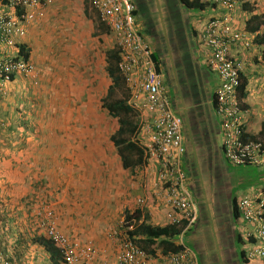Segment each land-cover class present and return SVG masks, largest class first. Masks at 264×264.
I'll use <instances>...</instances> for the list:
<instances>
[{"label":"crops","instance_id":"obj_1","mask_svg":"<svg viewBox=\"0 0 264 264\" xmlns=\"http://www.w3.org/2000/svg\"><path fill=\"white\" fill-rule=\"evenodd\" d=\"M129 1L135 8L134 16L137 32L144 44L150 49L152 59L157 64L166 88V96L171 103L172 109L179 114L183 112L180 116L178 115L182 119L185 148L182 167L185 173H187L186 169H189L187 170L190 177L188 179L189 190L194 194L198 206L201 207L200 219L196 225L186 231L182 230L183 237L189 233L190 246L187 248L197 255L195 257L197 264H263L258 259L249 260L246 257L250 246L243 237L247 228L242 233V226L237 223L240 218L235 219L232 215L231 197H236L238 200L239 190H242L244 194L246 189L237 188L238 184H240L237 180H240V178L235 180L237 184L232 188L234 194H229L228 199H225L229 202L228 212L231 213L229 221L226 217L225 223V220L222 219L223 217H217L215 213L213 215L208 210H205V206L212 204V197L210 198L209 196L211 187L207 189L205 185L211 183L210 179H216L217 171L220 168L206 165V159L211 156H206L207 151L195 143L198 142L200 136L206 137L209 142L211 140L215 141L217 136L222 135L223 137V131L219 125L220 121H218L214 113L212 99L216 88L219 86V81L217 75L210 67L212 53L201 37L206 26V22L203 23L202 21H206L213 14L219 15V12L221 15V11H214L213 8L211 10L209 9L210 6L203 9H189L182 5L179 0ZM169 1L173 3L176 8L175 11L173 8L169 9ZM0 3H7V0H0ZM87 6V0H53L50 5L44 8L42 17L27 25L24 37H15L13 39L15 48L8 49V53L13 56L16 53L20 55V51L22 54H27V61L32 60L35 64L34 66L31 62L34 68V76L14 75L13 79L5 85L4 91L10 92L9 94L14 99L19 96L21 101L18 104V102H9L7 99L6 105L10 104V111H8L10 117L0 122V137H2L0 138V143L6 142L4 147L0 148V152L11 153L9 151L12 148L11 141L16 140L19 134L22 133V129H17L16 132L11 127H19L25 124L27 127L29 125L26 119L25 121L22 120L21 116L15 113L17 108L22 105H25L24 107L28 109V106H31L29 102L35 100L32 96L30 98L28 96L27 98L23 97L22 93L25 90L24 87L29 88L26 90L30 91L36 89L35 83L30 81L37 79L36 83H38L45 76L40 64L42 54H46L42 50V40L45 35L48 37L51 28L59 31L60 35L54 33L59 39V44L63 40V37H61L63 31L73 27L77 29L69 34H72L75 38L73 42H76L74 43L76 45L83 46L91 42V46H95L96 40L102 43L107 41L109 45L106 46L104 44L105 49L103 50L105 66L102 77L106 89L112 84L106 72V53L117 52V63L119 62L115 39L109 29L98 24L95 15L92 16L89 12V6ZM144 8L148 12L145 20L141 16ZM252 15L260 16L264 19V0H238L233 21L228 24L231 27V33H237L242 36L240 40L233 44L231 42L230 54L233 60L240 65L242 78L246 81V96L241 102L245 105V108H243L245 110L243 124L244 132L248 136H256L264 125V26H261V22L248 23ZM64 24H67V26H64ZM143 32L146 34L145 38L142 36ZM84 34L85 40L81 37ZM105 36L109 39L104 38ZM76 49L75 51L78 52L80 57L78 60H95L94 53L91 54L93 47L85 56H82L84 53L82 51L81 55L79 54V48ZM37 64L39 66H36ZM91 68L93 69V67L89 68L90 71ZM22 89L23 91H21ZM123 89L126 92L125 98H127L129 103L132 92L126 85ZM5 92H0V100L6 96ZM190 94H192V98ZM141 101L142 99L138 103H141ZM33 105H36L35 107L37 108L39 103H34ZM7 106H3L1 111L6 112ZM138 112V124L141 125V120L146 121L149 118V114L139 110ZM187 113L192 118L195 117L191 123L192 131H189L190 139L187 138L185 129L184 115ZM0 116L2 117L3 115ZM74 121L75 124L78 123L76 119ZM3 122L6 124L2 125ZM21 122H25V124L21 125ZM37 122L39 121H35V123ZM70 123L73 125L72 119ZM203 126H206V132L199 130ZM9 127L10 129L8 130ZM117 128L118 124L114 133ZM139 132L138 127L134 137L130 136L129 139L131 141H134L135 138L140 140ZM70 133L65 135V137L61 134H54L52 145L48 146L45 145L48 141L46 133H41L40 131L28 133L26 131V134L18 139L21 143L20 146L15 148L19 150L18 154H14L13 152L15 151H13V154L7 157L0 153V159L10 160L8 161L10 164L12 158L19 159L18 165H15L17 168L12 164L10 165L16 169L15 172L9 170L4 160H2L4 164L1 163V166L5 165L6 170H0V248L9 255L14 262L12 264H39L40 261L37 257L40 255H44L49 260V264H59L60 262V260L50 259L43 247L34 245L30 241L33 229L31 212L33 208L43 204L42 201H44L45 195L44 204H48L47 206L57 216L56 227L58 231L81 242H92L95 250L93 264H113L123 238L127 237L122 229V222H124L126 212L132 213L136 209V201L141 196L148 197L146 190L145 193L142 192L144 184L142 179H140L142 178L140 175H146L145 179H148L147 185L149 187V179L153 174L152 162H148L151 159L147 158L142 163L137 172V174H140L138 176H134L136 173L134 174L130 169L125 170L121 167L117 149L111 142V136L114 133L108 137L110 145L106 152L97 151L101 152L97 158L92 155L93 158L86 159V166L89 163L91 164L90 161L99 165L100 170L96 172L97 175H102V178L99 179L97 177L95 179L94 176V180L91 181V175H87L85 182L78 181L75 178L77 165L73 166L77 157H73V155L79 156V152L82 149L78 144L80 137L77 129L74 133H72L71 129ZM141 141L142 143L144 142L142 139ZM96 142H101L100 138ZM217 143L218 148L220 145L222 146V138H218V141H216V148ZM4 148H6V151ZM48 148H50L49 154L57 155L59 159H63V157L73 159L69 163H62L59 160V167L63 175L56 176V181L49 179L52 183L51 186L46 182L48 179L47 173L50 172L48 171L49 167H47L41 157L43 154L48 153ZM12 149H14V146ZM98 149L99 146H97ZM213 158L220 159L218 162L225 167L226 161L220 150L217 154L213 152ZM194 163H196L197 167L194 166ZM55 168L58 167L55 166ZM128 173L130 176H128ZM258 174L256 181L251 180L248 182L257 183V185L262 184L264 182V168L258 170ZM65 178L68 183L63 184L61 182L60 184V179ZM35 182L38 183V188ZM41 187H48L45 195H43L44 190H42L43 188L40 189ZM219 209H221V206ZM145 213L147 214V223L156 226L168 225L166 221L163 222L161 219H157L158 223H155L156 219H153V217H156L154 207L153 209L150 207L149 210L146 208ZM238 236L241 239H238ZM183 237H177L178 241L176 240V242H179V240L183 242ZM235 244L238 245V248L235 247ZM228 246L231 247V251L225 256L223 254ZM150 257V264H161L156 263L153 256ZM161 262L164 261L162 260Z\"/></svg>","mask_w":264,"mask_h":264},{"label":"built area","instance_id":"obj_2","mask_svg":"<svg viewBox=\"0 0 264 264\" xmlns=\"http://www.w3.org/2000/svg\"><path fill=\"white\" fill-rule=\"evenodd\" d=\"M52 1L7 0V3H0V92L6 91L5 85L14 75L34 76L30 61L18 53L13 56L7 50L15 48L13 39L24 37L27 25L42 17L44 8ZM201 1L209 3L210 7L214 5V11H221V15L219 12V15L209 17L201 37L212 53L210 67L219 81L212 101L223 131L222 155L232 166L263 164L261 143L240 139L245 113L238 98L241 67L233 60L230 46L231 42L233 44L242 36L231 33L228 25L232 22L238 0ZM89 7L96 20L109 29L115 39L119 53L117 69L132 92L133 107L149 114L146 121L141 120L138 135L144 141L145 155L152 159L157 168L155 190L158 186L162 191L169 209V220L177 223L184 220L186 225L183 229L186 231L196 223L198 216L181 163L185 154L182 119L174 113L157 64L137 32L134 5L129 0H89ZM141 99V103H138ZM138 203L142 201L139 199ZM237 207L241 220L250 227L245 234L250 246L246 257L249 260L258 259L264 264V190L237 200ZM32 217L34 229L59 250L61 264H93L95 250L92 242H81L58 231L56 217L48 207L40 204L33 209ZM251 238L255 242H249ZM150 259L146 252L123 238L113 264H150ZM161 259L168 264H197L187 250L177 255L161 256ZM0 264H10L1 248Z\"/></svg>","mask_w":264,"mask_h":264},{"label":"rangeland","instance_id":"obj_3","mask_svg":"<svg viewBox=\"0 0 264 264\" xmlns=\"http://www.w3.org/2000/svg\"><path fill=\"white\" fill-rule=\"evenodd\" d=\"M87 1H88V6H89V0H87ZM171 8H173L174 11L176 10V8L173 6V3L171 1H169V9H171ZM89 10H90L89 12L92 14V16H94L95 14L93 13V11L91 10L90 7H89ZM147 15H148L147 9L144 8V10L141 12V16H143V18L145 20V19H147ZM172 15H173V13H172ZM166 16L169 17L168 15H166ZM200 17H202V16H200ZM208 19H209V17H208ZM208 19L206 21L204 20L202 22L207 23ZM206 23H205V25H206ZM64 26H67V24H64ZM75 29H77V28L73 27V28H69L66 31H63V33H62L63 35L61 36V37H63L62 38L63 40L60 44L58 43L59 39L54 34V33H56V35H60L59 31L57 29L53 30L51 28L49 30L50 34L48 35V37H46V35L44 36V38L42 40V50H44V53H46V54H42L40 64L42 65V71L44 72L45 76H43L42 77L43 80L39 81L38 83H36L37 79L30 81L31 83H35V86L37 87L36 89L30 91V90H26L29 88L24 87L25 90L22 93V96L25 98H27V96L29 98L31 96L34 97V99H35L34 101L36 102V104L39 103V105H37V108L35 107L36 105L35 106L34 105L28 106V109H27V107L24 108V110L21 112L20 116H21L22 120L25 121V119H26L28 121L29 125H31V126L28 125V127H26L23 125V124H25V122H23V123L21 122V125H23V126H19L17 129L18 130L22 129V133L19 134V136L16 138V140L11 141L12 142L11 147L13 148V146H14V149L11 148V150H9L11 153H8V152H0V153H2V155H6L7 157L13 153L18 154L19 150L15 149L16 146L18 147L21 145V143L18 141V139L22 138L23 135L26 134V131L28 133H37L38 131H40L41 133H46L48 141L45 143V145L49 146V145H52L51 142L54 140V137H53L54 134H56V133L61 134V135H64V137H65V135L71 134L70 133L71 129H72V133H74V131L77 129V131L79 133V137H80V141L78 142V144L81 146L80 148L82 149V151L79 152V156H76V154L73 155V157H77L74 160L75 163L73 164V166L77 165L76 166L77 167V174H76L75 178L78 181L85 182L87 179V175H91V177H92L91 181L94 180V176H95V179L97 177H99V179L102 178V175H100V174L97 175V172H96V171L100 170L99 165L96 163H93V161H90L91 164L89 163V165L86 166V164H87L86 159L89 160V159L93 158L92 155H94V157L97 158L99 153H101L102 151H105V152L107 151L106 149L110 145L109 144L110 141L108 140V137L114 133L118 123H117V119L111 118L108 115L107 111L104 109L102 102H101L105 98L106 90H107L106 86H104V80L102 77L104 75L103 68L105 66L104 61H103V53H104L103 50L105 49L104 44H106V46L109 44L107 43V41L106 42L104 41L102 43V42H98V40H96L95 46H91V42H89L88 44L83 45V46L76 45V44H74L76 42H73V39H75V38L72 36V34H69V33H72ZM50 31L53 33H51ZM67 34H68V36H67ZM54 36H55V38H54ZM142 36L145 38L146 34L143 32ZM81 37L84 38L83 40L86 39L85 34H84V36L81 35ZM104 38L109 39L107 36H105ZM79 40H80V37H79ZM72 44H74V45H72ZM92 47H93V49L91 50ZM76 48H79V54L80 55H81V51L84 52L82 54V56L87 55L90 52L89 50H91V54L94 53V55H95V60H93V61H91L90 59H88V61L78 60V58H80V57L78 55V52L75 51V50H77ZM74 51H75V53H74ZM37 55H38V53H37ZM43 55H45V56H43ZM29 61L34 64V62L32 60H29ZM34 66H35V64H34ZM36 66H39V65L37 64ZM87 67H89V68L93 67V69L91 68L92 72ZM21 91H23V89ZM9 93L10 92H8V93L6 92V96L0 100V112H1L0 115H3L2 117L0 116V122L2 120H7V118L10 117V115H8V111H10V104H7L8 106L6 105L7 99L9 102L10 101H13V103L18 102V104H20L19 102L21 101V100H19V96H16L14 99V97H12V95ZM3 95H4V93H3ZM122 96L126 97V92L123 91V94H122L121 90H117L115 95L113 96V99L122 98ZM190 97L192 98V94H190ZM3 106H7L6 112H4L3 110L1 111ZM176 114L180 116L181 114H183V112L181 114H179L177 112ZM194 118L195 117L192 118L191 115L189 116V113L184 115L185 129L187 131V138L188 139H190V132L189 131L190 130L192 131L191 123L194 121ZM71 119L73 120V125H72V123H70ZM75 119L78 121L77 124H75V121H74ZM35 121H39V122L35 123ZM4 124H6V123L3 122L2 125H4ZM38 124H40V125L38 126ZM11 128H13V127H11ZM9 129H10V127L8 128V130ZM0 130H1V127H0ZM13 130L15 131L14 128H13ZM199 130H204L206 132V126L200 127ZM7 137H9V135H7ZM52 137H53V139L51 140ZM0 138H2V137H0ZM99 138H100L101 142H96L97 140H99ZM197 138H198V136H197ZM216 138L217 139L215 141L211 140V142H209V141H207L206 137L200 136V139L195 144L199 147H203L207 151L206 156H211V157H208L206 159V162H205L206 165H208V166L213 165L212 166L213 168H215V167L220 168L219 171H217V175H216L217 180L216 179H210L211 183L205 185L207 189H208V187H211V191L209 192V196H210V198L212 197L211 198L212 204L210 206H207V207L205 206V210H208L211 214L215 213L216 214L215 216H217V217H219V216L223 217L222 219L225 220V223H226V217L228 218V221H229L230 216H231L230 215L231 213L228 212L229 202L226 200L228 199L229 194H234V191L232 188L235 186V184H237L235 182V180L240 178V180H237L240 183V184H238L237 188H240V189L246 188L244 190V192H245L244 194H243L242 190H239L240 193H239V196L237 197L238 199L244 198L245 195L249 196L250 193H253V192L255 194L260 193L261 191L264 190V182H262V184H259L260 185L259 186V185H257V183L255 184V183H251L248 181H251V180L256 181L258 179V176H259L258 170L264 168V163L257 165V166H255V165L231 166V165H228L227 163H225V167H224L221 163L218 162L220 159L213 158V152L215 154H217L219 150L221 152L223 151V137H222V135H219ZM218 138L219 139L222 138V146L220 145L218 148V143H217V148H216L215 143H216V141H218ZM5 143L6 142L0 143V148H3ZM17 143H18V145H17ZM75 144H77V143H75ZM97 146H99L98 150H97ZM6 148H4L5 151H6ZM49 150H50V148H48V153L43 154L41 157L45 161V164L47 165V167H49L48 171H50V172L47 173L48 179L46 182L48 184H50V186H51L52 183L49 181V179L51 181H56L55 180L56 176H58V175L62 176L63 175L62 174L63 172H62L61 168L59 167V165H60L59 160H61L62 163H67V162L69 163V162L73 161V159L64 158V157H63V159H59V157H57V155L49 154ZM13 151H15V152H13ZM97 151H101V152H97ZM203 153H204V151H203ZM203 153H202V155H204ZM2 160H4V159H0V170H6V167H5V165H6L9 168V170H11V171L13 170V172L16 171V169L14 167H13L14 168L13 169L10 165L12 164L14 166L15 165L17 166L19 159L12 158L11 164L8 162L10 160L5 159L4 160L5 165L1 166V163L4 164V162H2ZM182 161H181V163H182ZM148 162H152V159L149 160ZM56 164H58V165H56ZM182 165H183V163H182ZM55 166H57L58 168H55ZM194 166H196V163H194ZM226 167L228 169V172H227ZM152 168H153L152 169L153 174L151 175L152 177L149 179V187L147 185L148 179H145V176H146L145 174L140 175V174L136 173V175H134V176H138V175L142 176V178H140V179H142V182L144 184V186L142 187V192L145 193V190H146V194H148V197H144V196L142 197L141 196V198H139L142 201L140 206L143 209L148 208V210L150 207L152 209L154 207L156 217H153V219H156L155 223H158L157 219H161V220H163V222L166 221L168 223L170 221L168 218V214H169L168 210L169 209L167 207L166 202L163 199L162 191L159 189L158 186L156 187V190H155L157 168H156V165L154 164V162H152ZM187 170H189V169H186V172H187L186 173V177H187L186 181L188 182L189 181L188 179L190 177H189ZM74 175H75V173H74ZM128 176H130L129 173H128ZM60 180H61V181H59L60 184H61V182L63 184L68 183V180H66V178L60 179ZM206 180H207V178H206ZM35 184L37 185V188H38L39 187L38 183L35 182ZM194 187H195V185H194ZM249 188H250V190L248 191ZM40 189L44 190L43 195H45L48 187H41ZM188 189H189V186H188ZM191 194H192V196L194 198V202L196 204L197 203V201H195L196 198H195L193 193H191ZM45 197H46V195L44 196V201H45ZM138 200L136 201V208L140 207L138 204ZM44 201H42L43 206L48 207L47 206L48 204L47 205L44 204ZM220 206H221V209H219ZM48 208L53 212V214L55 216L54 211L50 207H48ZM200 208L201 207H199L198 203H197V205H196L197 216H198L197 221L200 219ZM213 210H214V212H213ZM89 214H91V212H89ZM55 217H57V216H55ZM197 221H196V223H197ZM123 223L124 222H122V224ZM196 223L193 226H195ZM237 223H238V225L242 226V233L245 231L246 228L250 229V227L247 226L245 224V222H243L241 219L238 220ZM10 231H11V229H10ZM243 238H245V236ZM180 242H181V240H179L178 243H180ZM183 243L185 244L186 248L188 246H190V244H189V233H187L185 235V237H183ZM235 247L238 248V245L235 244ZM230 251H231V247L228 246L223 255L226 256L227 253ZM187 252H188L189 256L191 257V259L197 257L195 252L190 251V250H187ZM37 258L40 261L39 264H49L48 263L49 260L47 258H45L44 255H42V256L40 255ZM153 258H154V260H156L155 261L156 263L164 264L166 262L164 260H163L164 262H161L162 261L161 253H157L155 256H153ZM35 261H36V259H35ZM166 264H168V263L166 262Z\"/></svg>","mask_w":264,"mask_h":264},{"label":"trees","instance_id":"obj_4","mask_svg":"<svg viewBox=\"0 0 264 264\" xmlns=\"http://www.w3.org/2000/svg\"><path fill=\"white\" fill-rule=\"evenodd\" d=\"M182 5L186 8H199L209 7V3H203L200 0H179ZM215 6L212 5L209 9L213 10ZM214 15V14H213ZM212 15V16H213ZM261 22V26H264V19L260 16L252 15L250 16L248 23ZM98 24H100L98 22ZM101 25V24H100ZM102 26V25H101ZM103 27V26H102ZM20 55L27 60V54ZM107 56V66L106 72L110 77L112 84L107 89V94L105 98L101 101L104 109L107 111L111 118L117 119L118 128L116 132L111 136V142L117 149L118 155L120 157L121 167L125 170L130 169L134 174L137 173L142 165V163L149 157H147L143 150V143L139 139H134L131 141L130 136L135 135L139 124V112L138 109L133 107V102H127V98H116L113 99L117 90H121L123 94V88L125 87L124 80L117 69V52L111 51L106 53ZM241 77V86L238 90V98L242 100L245 98V87L246 81ZM123 89V90H122ZM213 102V101H212ZM30 105L36 103L35 101H30ZM214 103V102H213ZM25 105L18 107L15 114L18 116L24 110ZM243 108L245 105L241 104ZM17 116V117H18ZM26 125V124H25ZM24 125V126H25ZM28 127V126H27ZM17 132L18 127H13ZM245 133V135H244ZM240 139L244 142L253 140L254 142L261 143V149L264 151V125L262 130L256 136H248L246 132L240 135ZM228 164V162L226 161ZM230 165V164H228ZM232 166V165H231ZM157 176V175H156ZM160 186L159 181L157 180ZM233 196V195H232ZM139 204V203H138ZM232 215L235 219L239 217L238 207L236 204V197H231ZM140 206V204H139ZM173 215V214H171ZM123 231L126 233V238L134 246L146 252L149 256H155L157 253H161V256L167 255H177L184 251L186 248L185 244L182 242L179 244L177 237L181 236V232L186 225L184 220H179L177 222H168L166 226H156L147 223V214L145 209L138 207L132 213L126 212L124 216ZM174 219V218H173ZM185 234V233H184ZM184 236V235H183ZM240 236H238V239ZM241 239V238H240ZM33 244H39L44 247L45 251L50 255V258L54 260H60L59 250L46 238L39 236L34 240H30ZM249 242H255L253 238ZM159 251V252H158ZM61 262H59L60 264Z\"/></svg>","mask_w":264,"mask_h":264},{"label":"clouds","instance_id":"obj_5","mask_svg":"<svg viewBox=\"0 0 264 264\" xmlns=\"http://www.w3.org/2000/svg\"><path fill=\"white\" fill-rule=\"evenodd\" d=\"M232 21H233V19H232ZM14 77V76H13ZM6 93V92H5ZM241 104H242V102H241V100H240V106H241ZM241 108H242V110H244L243 109V107L241 106ZM245 111V110H244ZM244 120V119H243ZM223 156V155H222ZM224 158V157H223ZM225 160V159H224ZM226 161V160H225ZM245 165H249V164H244V166ZM237 166H241V165H237ZM246 196V195H245ZM239 200V199H238ZM236 204H237V199H236ZM33 209H35V208H33ZM33 212V211H32ZM31 212V213H32ZM239 212V211H238ZM239 218H240V213H239ZM241 219V218H240ZM32 231H31V234H32V236H31V238L30 239H32V240H34L35 238H38L39 236H41V237H43V238H46L45 236H43L42 234H40L37 230H35L34 229V227H33V219H32ZM244 236H245V234H244ZM182 237H183V234H182ZM47 239V238H46ZM245 239H246V237H245ZM246 241L248 242V240L246 239ZM182 242H180L179 244H181ZM34 245H37V246H41V245H39V244H34ZM41 247H43V246H41ZM43 249H44V247H43ZM45 250V249H44ZM185 250H189L188 248L187 249H185ZM46 252V251H45ZM47 253V252H46ZM48 254V253H47ZM49 255V254H48ZM7 256H8V260H9V262H10V264H12V263H14L11 259H10V257H9V255L7 254ZM49 257H50V255H49ZM51 259V258H50ZM260 261V260H259ZM151 262V261H150Z\"/></svg>","mask_w":264,"mask_h":264}]
</instances>
